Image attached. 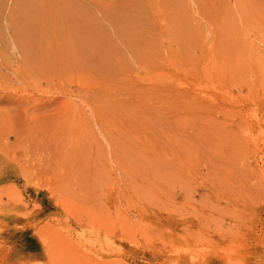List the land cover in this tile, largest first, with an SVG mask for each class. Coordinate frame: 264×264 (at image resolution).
Returning a JSON list of instances; mask_svg holds the SVG:
<instances>
[{
    "label": "rangeland",
    "instance_id": "obj_1",
    "mask_svg": "<svg viewBox=\"0 0 264 264\" xmlns=\"http://www.w3.org/2000/svg\"><path fill=\"white\" fill-rule=\"evenodd\" d=\"M93 2L0 0V264H264V0Z\"/></svg>",
    "mask_w": 264,
    "mask_h": 264
},
{
    "label": "bare ground",
    "instance_id": "obj_2",
    "mask_svg": "<svg viewBox=\"0 0 264 264\" xmlns=\"http://www.w3.org/2000/svg\"><path fill=\"white\" fill-rule=\"evenodd\" d=\"M36 1V4H34L32 0H27V8L23 11V33L28 39H34L38 47L40 45L39 41H42L44 38L49 40L50 50L54 47L57 57L59 55L64 56L74 50V45L71 41L75 42L74 37L78 31H89L88 33L102 31V28L97 22L94 24L96 20L93 14L87 9L96 7L101 10L102 5L100 3L96 4L93 0H84L85 5H80V0ZM23 33L21 32V35L25 37ZM60 38L68 42L69 45L66 48L62 49L61 45L58 44ZM34 45L32 44V47ZM42 50H44L43 46L41 47V53ZM20 70L23 71L21 67ZM5 98L9 100L14 99L10 96ZM16 100L18 103L26 101L23 98H17ZM28 131L29 128L25 124L17 125L14 128V134L16 136H23Z\"/></svg>",
    "mask_w": 264,
    "mask_h": 264
}]
</instances>
